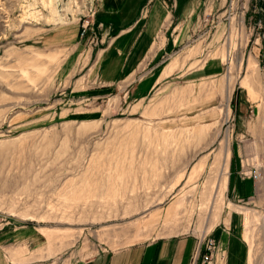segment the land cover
<instances>
[{"label": "rangeland", "instance_id": "374dc122", "mask_svg": "<svg viewBox=\"0 0 264 264\" xmlns=\"http://www.w3.org/2000/svg\"><path fill=\"white\" fill-rule=\"evenodd\" d=\"M99 1L0 0V233L31 240L5 256L199 242L233 214L257 263L264 190L234 198L231 173L239 150L264 188V0H199L193 14L180 1L168 54L113 86L92 70Z\"/></svg>", "mask_w": 264, "mask_h": 264}, {"label": "crops", "instance_id": "0c3cea01", "mask_svg": "<svg viewBox=\"0 0 264 264\" xmlns=\"http://www.w3.org/2000/svg\"><path fill=\"white\" fill-rule=\"evenodd\" d=\"M180 1L184 2L185 14H193V9L200 3L199 0H100L97 19L102 23L99 33L102 48H99L100 53L92 69L96 76L108 86H113L122 79H128L125 83L128 85L145 62L149 60V64L155 62L158 65L159 58L170 51L162 45L163 33L168 20L174 17V8ZM160 39V47H155ZM174 63L175 60L168 66ZM168 66L165 72L168 71ZM218 71H221V67L215 70ZM159 81L160 79H156L153 86ZM236 155L240 160L231 173L233 197L240 200L253 199L264 190L261 188L263 183L256 182L250 176V167L241 159L239 150ZM241 227L239 217L232 214L210 233L219 244L220 254L226 256L225 264H250L251 251ZM27 232L25 228L17 227L0 233V264H18L4 253L21 242L30 245V235ZM197 244L196 236L160 237L118 250H99L92 255H76L64 262L50 258L29 264H191Z\"/></svg>", "mask_w": 264, "mask_h": 264}, {"label": "built area", "instance_id": "2783aa9c", "mask_svg": "<svg viewBox=\"0 0 264 264\" xmlns=\"http://www.w3.org/2000/svg\"><path fill=\"white\" fill-rule=\"evenodd\" d=\"M89 26L90 22L83 26V35L88 32ZM249 174L255 180L261 179V173L256 168H250ZM225 262L226 256L220 254V247L215 239L205 235L199 240L191 264H225Z\"/></svg>", "mask_w": 264, "mask_h": 264}, {"label": "bare ground", "instance_id": "6f19581e", "mask_svg": "<svg viewBox=\"0 0 264 264\" xmlns=\"http://www.w3.org/2000/svg\"><path fill=\"white\" fill-rule=\"evenodd\" d=\"M256 181H258V180H256ZM255 257H256L255 247L252 246L251 247V255H250V264H264V246H263L262 256H261L260 260L257 263H256V260H255Z\"/></svg>", "mask_w": 264, "mask_h": 264}]
</instances>
